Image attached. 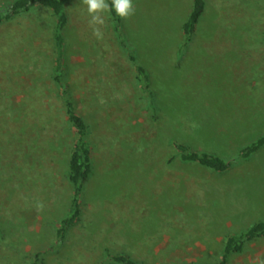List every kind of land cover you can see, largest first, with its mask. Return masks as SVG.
<instances>
[{"label":"rangeland","instance_id":"374dc122","mask_svg":"<svg viewBox=\"0 0 264 264\" xmlns=\"http://www.w3.org/2000/svg\"><path fill=\"white\" fill-rule=\"evenodd\" d=\"M10 0H0L2 14ZM192 41L180 27L192 0H133L120 32L149 76H134L108 13L92 25L66 0L65 79L85 117L93 171L78 222L57 242L71 187L74 136L52 81L48 11L0 24V264H217L227 234L264 221V0H205ZM99 28L102 38L93 35ZM179 141L231 161L224 173L183 163ZM227 264H264V238Z\"/></svg>","mask_w":264,"mask_h":264},{"label":"trees","instance_id":"16d2710c","mask_svg":"<svg viewBox=\"0 0 264 264\" xmlns=\"http://www.w3.org/2000/svg\"><path fill=\"white\" fill-rule=\"evenodd\" d=\"M66 0H10L5 11L0 14V24L12 20L15 16L24 15L35 11L37 8L48 11L53 17V25L50 34L51 40V67L52 81L56 87V98L60 103L67 122L73 130L74 136L70 148L67 150V159L65 167V177L71 187L69 207L66 215L60 220L59 226L55 230L57 242H61L68 228L78 222L81 213V196L85 183L90 178L93 171L92 144L88 139V125L85 117L80 112L77 101L74 98L71 87L65 79L66 75V53L64 44V29L67 26L68 18L65 9ZM111 4V0H107ZM205 0H192L190 10L182 22L180 34L182 44L179 50H183L191 41L198 28L199 22L205 10ZM264 7V3H263ZM112 22L113 30L119 37L120 47L126 51L129 60L133 63L134 76L140 88L149 98H152L153 91L149 87V76L146 69L137 62L136 53L127 46L120 32L121 18L114 12L108 13ZM172 145L176 155L183 163H195L215 173H224L231 167V161L225 160L218 154L208 151H199L193 149L190 145L173 141ZM264 145V136L259 137L239 151L242 159L249 158L253 153ZM264 238V221L258 220L249 228L239 233L227 234L222 242L220 259L217 264H227L230 256L239 254L244 247L258 239ZM41 253H36L39 257ZM109 261L115 264H145L142 261L134 260L125 254L108 255ZM183 264H199L197 262H186Z\"/></svg>","mask_w":264,"mask_h":264},{"label":"clouds","instance_id":"9594fccd","mask_svg":"<svg viewBox=\"0 0 264 264\" xmlns=\"http://www.w3.org/2000/svg\"><path fill=\"white\" fill-rule=\"evenodd\" d=\"M88 16L91 18L89 23L92 25H103L104 18L101 13L114 12L120 18H128L134 14L133 0H111V4L107 0H82ZM93 35L97 39L102 38L99 28H93Z\"/></svg>","mask_w":264,"mask_h":264}]
</instances>
